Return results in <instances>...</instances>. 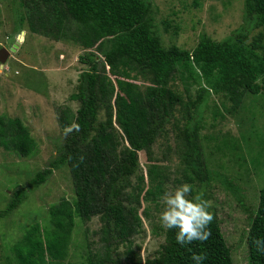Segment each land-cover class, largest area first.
I'll list each match as a JSON object with an SVG mask.
<instances>
[{"label":"trees","instance_id":"1","mask_svg":"<svg viewBox=\"0 0 264 264\" xmlns=\"http://www.w3.org/2000/svg\"><path fill=\"white\" fill-rule=\"evenodd\" d=\"M194 1L202 8V0ZM12 2L17 8L13 39L14 33L28 30L57 42L71 41L83 49L81 62L87 69L70 97L77 111H61L56 155L25 184L3 191L0 219L62 168L70 173L73 201L63 198L51 206L48 226L42 231L39 222L30 224L12 246L7 242L11 237L0 235V264H194L193 253L206 254L203 264H235L216 206L209 208L214 220L204 242L181 246L175 239L178 229L157 224L161 198L171 185L189 184V199L200 195L210 201L217 182L248 215L247 264H264V252L254 242L264 241V185L253 209L236 183L249 184L251 176L264 175V141H252L255 135L264 137V129L256 125L264 119V0H244L247 26L221 41L203 33L192 50L166 46L160 29H173L177 36L179 26L169 19L157 21L152 0ZM254 29L260 31L251 36ZM214 97L222 99L219 105ZM207 113L215 121L229 119L206 133ZM73 122L80 131L65 136V127ZM226 124L236 125L237 134ZM156 147L163 152L161 159ZM0 149L21 158L39 152L23 121L5 114L0 115ZM140 154L147 158L146 173ZM170 154L178 164H161ZM95 218L101 223V250L94 249L97 242H90L87 232L84 240L76 237L77 226ZM145 222L156 236L165 234L154 257L137 251Z\"/></svg>","mask_w":264,"mask_h":264},{"label":"rangeland","instance_id":"2","mask_svg":"<svg viewBox=\"0 0 264 264\" xmlns=\"http://www.w3.org/2000/svg\"><path fill=\"white\" fill-rule=\"evenodd\" d=\"M12 1L0 0V51L2 48L10 51L14 44L19 43L17 51L7 58L4 68L0 67V115L20 118L38 142L39 152L36 156L21 158L0 149L1 210L5 209L6 202L3 191L11 192L14 185L25 184L28 180L26 178L33 176L38 170L47 168L56 155L55 144L58 138H55L60 134L61 111L66 107L77 111L78 105L71 101L70 97L77 92L80 74L87 69V65L81 62V57L85 55L83 49L71 41L57 42L30 33L28 30L24 31L23 38L22 32L14 33L13 39L17 8L14 7ZM152 3L156 9L157 21L169 19L179 26L177 36L173 34V29L169 32H165L163 26L160 29L166 46L177 45L192 50L197 46L200 35L203 33L216 41H221L236 30L247 26L243 19L244 0H202V8H197L194 0H152ZM259 31L260 29L252 30L251 36L257 35ZM13 40L14 42L11 43ZM178 88L183 89L181 83ZM213 99L218 105L222 100L220 97ZM248 101V105H251V100ZM259 101L263 99L259 98ZM206 116L205 130L207 131H204L206 133L211 132L212 129H209L211 126L217 125L218 122L219 124L226 123L229 119L227 116V119L219 118L215 121L211 114L207 113ZM256 125L259 126V130L264 129V119L259 120ZM226 126L233 134H237L236 125L226 124ZM169 128L171 129L170 126ZM258 140L262 144L264 141L262 134L252 138L254 143ZM155 150L156 158L161 159L163 152L157 147ZM168 157L169 160L161 164L168 167L178 164V157L171 154ZM140 164L146 173L148 162L144 154H140ZM174 180L175 178L171 177V183ZM71 182L67 169L62 168L55 171L47 183L30 193L26 203L8 218L0 219V235L6 234V237H11L7 239V242L12 246L14 241L24 234L26 227L34 222H39L43 231L50 220L49 208L58 204L63 198L73 201L74 192ZM236 183L243 188L246 205L253 209L256 208L257 191L261 183L264 185V175L251 176L249 184L246 181ZM215 185L218 190L213 191L214 197L210 200V208L217 207L219 217L223 221L222 228L226 239L234 250L235 264H247L248 215L224 186L218 182ZM177 187L179 186L171 185L168 191H174ZM164 208L165 205L162 203L160 210L163 211ZM157 224L160 225V221ZM100 227L99 219L95 218L90 223L77 226L76 230L79 232L76 237L79 241L84 240V233L87 232L89 241L97 242L94 249L101 250L102 246L97 233ZM144 230V234L136 242L139 246L137 251L142 257H154L165 240V234L156 236L146 222ZM6 244L3 243L2 246L7 247ZM72 260L74 261L73 257Z\"/></svg>","mask_w":264,"mask_h":264},{"label":"clouds","instance_id":"3","mask_svg":"<svg viewBox=\"0 0 264 264\" xmlns=\"http://www.w3.org/2000/svg\"><path fill=\"white\" fill-rule=\"evenodd\" d=\"M256 82L260 83L259 77ZM73 131H80L79 124L73 122L65 127L64 135L67 136ZM80 160L82 162L83 157ZM192 191V186L185 183L174 191H166L161 198L165 205L159 217L161 227L165 230L178 229L175 239L181 246L190 245L193 241L204 242L211 236L209 226L214 220L213 213L209 211L211 202L202 199L200 195L189 199ZM254 242L258 250L264 252V241L256 240ZM191 259L194 264H203L207 256L206 254L193 253Z\"/></svg>","mask_w":264,"mask_h":264},{"label":"water","instance_id":"4","mask_svg":"<svg viewBox=\"0 0 264 264\" xmlns=\"http://www.w3.org/2000/svg\"><path fill=\"white\" fill-rule=\"evenodd\" d=\"M22 38L23 36L25 35V32H22ZM19 48V43L17 42L16 44L13 45V47L9 50H7L6 48H3L1 51H0V63H1V68H4V66L6 65L7 63V58L9 57V55L11 53H15L17 51V49Z\"/></svg>","mask_w":264,"mask_h":264}]
</instances>
